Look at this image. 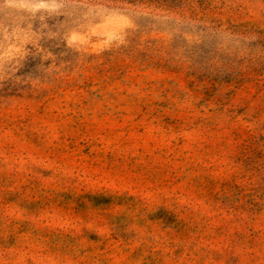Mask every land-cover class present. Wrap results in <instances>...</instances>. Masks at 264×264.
I'll return each instance as SVG.
<instances>
[{"label":"rangeland","instance_id":"374dc122","mask_svg":"<svg viewBox=\"0 0 264 264\" xmlns=\"http://www.w3.org/2000/svg\"><path fill=\"white\" fill-rule=\"evenodd\" d=\"M0 264H264V0H0Z\"/></svg>","mask_w":264,"mask_h":264}]
</instances>
